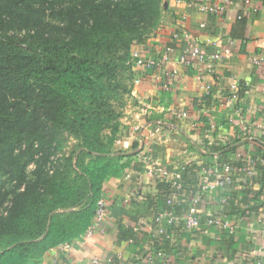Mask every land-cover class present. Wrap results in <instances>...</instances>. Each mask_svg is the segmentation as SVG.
Segmentation results:
<instances>
[{
	"label": "crops",
	"instance_id": "obj_1",
	"mask_svg": "<svg viewBox=\"0 0 264 264\" xmlns=\"http://www.w3.org/2000/svg\"><path fill=\"white\" fill-rule=\"evenodd\" d=\"M227 1L220 12L201 9ZM164 3L160 26L140 50L156 63L136 65L134 102L121 118L115 146L129 155L123 175L106 182L108 215L70 249L48 250L41 264H264V0ZM194 47L230 55L209 72L197 58L181 60ZM224 162L235 167L232 182L203 191ZM169 198L180 216L193 206L201 224L156 222ZM210 216L230 227L208 225Z\"/></svg>",
	"mask_w": 264,
	"mask_h": 264
},
{
	"label": "trees",
	"instance_id": "obj_2",
	"mask_svg": "<svg viewBox=\"0 0 264 264\" xmlns=\"http://www.w3.org/2000/svg\"><path fill=\"white\" fill-rule=\"evenodd\" d=\"M66 1L67 20L52 31L34 17L37 2L54 0H0V168L14 182L0 187L9 201L0 264H41L48 250L81 238L106 182L127 166L129 154L115 146L117 102L132 89L119 75L124 65L136 74L133 52L161 23L163 0ZM65 137L76 143L57 155Z\"/></svg>",
	"mask_w": 264,
	"mask_h": 264
},
{
	"label": "built area",
	"instance_id": "obj_3",
	"mask_svg": "<svg viewBox=\"0 0 264 264\" xmlns=\"http://www.w3.org/2000/svg\"><path fill=\"white\" fill-rule=\"evenodd\" d=\"M229 6V2L227 1L226 3L223 4H206L201 6V9L203 10H214L216 12H220L223 11L225 9H227V7ZM134 57L137 60V64L142 65H153L156 62L152 59L150 60H145L142 56H141V52L140 50H136L133 52ZM230 54H228L227 52L225 54L223 53H218V52H210V53H204L200 50V48L198 47H194L192 49H187L185 54L182 55L181 60L183 62H189V56H192L194 58L199 59L200 61L204 62L206 64V67L208 69L209 72H211L213 70V66L214 63L218 60H222L225 59L229 56ZM259 61V60H258ZM160 63V61H158ZM232 89L237 90V85H232L231 86ZM205 89L208 93H210L212 90V84L207 83L205 84ZM181 116H187L188 113L187 112H180L177 113ZM235 170V167L233 165H231L228 162H224L222 166L220 167H216L215 169H212V172L215 175H218V173H221L222 176H216V179H214L213 181H204L201 184V188L203 189V191H208V190H212V189H216L219 187H223L226 184H229L232 182L233 179V172ZM172 184L175 186L176 191L179 193L182 188H183V181H182V175L179 172H175L173 173L172 176ZM200 199V196L195 199L194 201V205L196 203H198V200ZM167 203L169 204L168 208H165V210H163L162 212H160L155 220L156 221H161L162 219H166L168 223L170 224H174L177 221L180 220H185L186 225L188 228H194L197 227L201 224V219L197 216L196 214V209L192 206L190 207V211L189 213H187L184 217L180 216L178 214H176L172 207H170L173 203V200L171 198H169L167 200ZM109 204L106 200L105 197H102L99 199L98 201V207H97V211H96V215L95 218L93 220V223L91 224V226L88 228V230L86 231L85 234L82 235L81 238H87L88 236H90L92 233H94L95 229L97 227H100L102 225V222L105 220V218L108 215V211H109ZM208 225H217V226H223L225 228H229L230 226V222L229 221H222V219L216 217V216H210L208 217ZM231 232H233V229H231ZM72 245L71 243H64L61 244L62 247H64L65 249H70ZM95 264L98 263L97 259H94L93 261ZM257 264H260V262H257Z\"/></svg>",
	"mask_w": 264,
	"mask_h": 264
},
{
	"label": "rangeland",
	"instance_id": "obj_4",
	"mask_svg": "<svg viewBox=\"0 0 264 264\" xmlns=\"http://www.w3.org/2000/svg\"><path fill=\"white\" fill-rule=\"evenodd\" d=\"M69 4H71V2L69 1L61 2V0H54V2L44 3V4L43 2H37V4L35 5L36 6L35 8H37L39 12L37 13V15H35L34 20L43 21L44 24L47 25L50 30L53 29L54 25H57L58 27L59 26L62 27L64 25V20H67V19H66V15L62 14L61 12L63 11V7L68 6ZM164 6H165V3L163 0L162 18H163V13H164L163 8H165ZM150 36L151 35H149L147 39ZM129 69H130V65H124L119 75L121 81L124 82L129 88L132 89L130 94L128 93L124 95V98L122 101L117 102L118 107L121 106L120 108L122 109L123 112H125V110L129 108V104L134 102L132 91L134 89L136 74L134 73L133 75V71H130ZM64 141L68 147H66V149L63 150L62 152L59 151L57 155H61L64 151L66 152L69 151L70 147L76 143V139L74 137H65ZM49 167H51V163L48 164V168ZM34 168H35V163H31L28 166V171L32 172ZM13 186H14V182H11V181L8 182V175L0 168V187L2 188V192L11 191ZM2 196L3 194L0 195V197ZM8 204H9L8 200H5L3 204L0 201V211H4Z\"/></svg>",
	"mask_w": 264,
	"mask_h": 264
}]
</instances>
